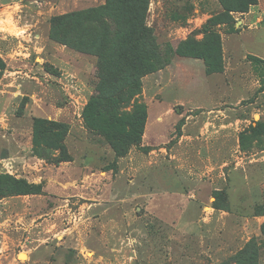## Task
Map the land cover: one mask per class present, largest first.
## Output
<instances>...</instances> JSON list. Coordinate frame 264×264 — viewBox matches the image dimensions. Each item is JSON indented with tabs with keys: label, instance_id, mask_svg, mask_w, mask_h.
Here are the masks:
<instances>
[{
	"label": "rangeland",
	"instance_id": "374dc122",
	"mask_svg": "<svg viewBox=\"0 0 264 264\" xmlns=\"http://www.w3.org/2000/svg\"><path fill=\"white\" fill-rule=\"evenodd\" d=\"M104 3L0 0V175L42 186L0 182V264H264V0L229 13L147 0L159 63L134 88L116 76ZM79 12L82 28L57 19ZM213 15L207 72L189 53ZM97 94L106 119L115 94L123 154L85 122ZM138 114L133 143L123 120Z\"/></svg>",
	"mask_w": 264,
	"mask_h": 264
},
{
	"label": "trees",
	"instance_id": "16d2710c",
	"mask_svg": "<svg viewBox=\"0 0 264 264\" xmlns=\"http://www.w3.org/2000/svg\"><path fill=\"white\" fill-rule=\"evenodd\" d=\"M223 10L229 12H245L250 5L256 4L257 0H218ZM147 0H105L102 7L107 18L111 21L106 24V30L110 31L109 40L114 45V51L110 53L111 57L116 59V62L112 63L116 65V76L119 80L126 82L129 87H137L139 85L138 79L144 74L154 71L159 63L158 48L153 43L150 35L149 28L145 25L144 16L146 12ZM58 20L64 21L62 26L70 28L71 22L77 23V27L82 28L81 22L88 19L82 12L68 13L64 16L58 17ZM222 20L221 15H213L207 18L203 24L202 30L205 34L204 39L201 41L202 49L200 52H190L191 56L201 57L207 64V72L213 71L210 63L218 56L219 50L215 48L212 53L207 49L210 47L208 36L211 33V28L218 24ZM53 33V32H52ZM216 36V35H215ZM216 39L217 45H219L218 37ZM63 42L67 43L65 39ZM72 44L70 46L76 48L79 51H86V48L78 43L68 42ZM182 55H186L184 49H179ZM98 55V54H96ZM255 61L264 63V60L258 57H252ZM219 62V60H217ZM131 88V89H133ZM115 94L111 95L107 101V108H109L108 116L105 117V113L102 111L100 105L99 94L95 98H92L86 104L84 109V119L88 126L95 127L102 135H104L107 141L111 144L116 154L120 155L126 152V145L122 144L119 140L118 134L115 132V122L111 113L113 111V102ZM114 97V98H113ZM129 126V137L132 138L133 143H137L140 138V134L143 129V117L138 114L134 118V115L125 117L123 120ZM254 129L253 127L251 128ZM46 132L43 126L34 125L33 137L36 144L40 137ZM128 136V135H127ZM59 149V160L66 159V149L64 145H55ZM6 181L5 188H9L11 192L18 194H33L41 191L40 183L28 182L25 178H15L10 175H0V182ZM0 190H2L0 183Z\"/></svg>",
	"mask_w": 264,
	"mask_h": 264
},
{
	"label": "bare ground",
	"instance_id": "6f19581e",
	"mask_svg": "<svg viewBox=\"0 0 264 264\" xmlns=\"http://www.w3.org/2000/svg\"><path fill=\"white\" fill-rule=\"evenodd\" d=\"M19 257H20V258H24V257H25V254L20 253V254H19Z\"/></svg>",
	"mask_w": 264,
	"mask_h": 264
}]
</instances>
